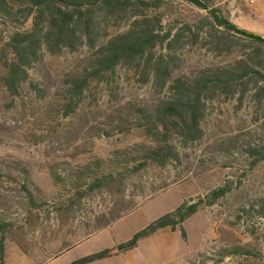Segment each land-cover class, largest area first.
Returning <instances> with one entry per match:
<instances>
[{
    "label": "rangeland",
    "instance_id": "obj_1",
    "mask_svg": "<svg viewBox=\"0 0 264 264\" xmlns=\"http://www.w3.org/2000/svg\"><path fill=\"white\" fill-rule=\"evenodd\" d=\"M216 2L226 4L234 23L264 36V0ZM165 12L177 26L205 14L179 1ZM5 36L0 22V77ZM87 55L86 46L76 52L45 54L30 70L44 96L29 84L11 95L0 81V215L18 221L5 234L2 264H65L74 255L95 252L96 240L101 247L116 246L183 201L200 199L198 211L183 223L185 237L179 229L165 228L142 239L130 257L114 261L264 264V158L258 160L260 156L249 149L264 153L260 127L264 118L254 113L250 98L243 103L238 98L211 103L200 125L202 137L188 142L175 139L177 157L159 165L147 157L153 138L135 116L136 108L151 107L166 96L154 89L152 78L142 81L133 69L119 65L114 74L91 82L79 107L64 114L66 79L76 74ZM177 55L179 71L186 73L208 69L222 59L202 43L187 44ZM7 172L16 178L2 176ZM95 172L111 173L113 179L89 190L92 180L86 174ZM23 180L45 200L33 214L22 205ZM77 180L83 185L79 200ZM218 189L224 194L208 204L207 196ZM105 218L110 226L95 234ZM92 233L84 244L60 256ZM239 245H247L250 253H232Z\"/></svg>",
    "mask_w": 264,
    "mask_h": 264
},
{
    "label": "trees",
    "instance_id": "obj_2",
    "mask_svg": "<svg viewBox=\"0 0 264 264\" xmlns=\"http://www.w3.org/2000/svg\"><path fill=\"white\" fill-rule=\"evenodd\" d=\"M179 1L194 5L205 14L197 20L174 25L167 18L166 9ZM224 6L216 0H0V22L6 29L3 42L0 77L2 85L11 95H17L29 84L40 96L41 89L30 78V70L45 54L60 55L76 52L86 46L89 55L83 59L76 74L66 79L64 114L79 107L91 82L114 74L119 65L133 69L142 81L152 78L158 93H165L151 107H139L135 116L145 133L153 138L147 157L165 165L177 157L173 141L185 142L202 137L200 125L208 107L217 99L229 101L246 97L259 119L264 118V36L234 23ZM123 27L122 30L117 29ZM115 30H110L114 29ZM203 44L218 64L190 73L181 72L177 51L185 45ZM264 129V120L260 122ZM249 146H251L248 143ZM251 154L264 158L257 148ZM2 176L16 178L12 172ZM92 182L89 190L113 179V174L88 173ZM15 181V179H13ZM23 180L28 214L42 208L45 200L37 197ZM77 198L83 197L82 184L76 181ZM224 194L214 191L208 204ZM73 198L69 205L73 206ZM21 202V201H20ZM203 203L183 201L173 210L159 216L133 236L118 243L114 249H104L80 257L69 264H86L137 247L140 240L160 230L179 229L185 237L183 223L196 213ZM39 213L37 212L36 215ZM18 221H7L0 215V264L4 262L5 234ZM239 254L250 253L247 245L234 248Z\"/></svg>",
    "mask_w": 264,
    "mask_h": 264
},
{
    "label": "crops",
    "instance_id": "obj_3",
    "mask_svg": "<svg viewBox=\"0 0 264 264\" xmlns=\"http://www.w3.org/2000/svg\"><path fill=\"white\" fill-rule=\"evenodd\" d=\"M110 224H111L110 221H107V219L105 218L98 229H96V227H95V234H97L99 232L101 233L104 230L106 231V229H108ZM95 234L92 233L91 235H89L85 239L77 242L76 244L69 245L68 248L60 256H62L63 254H66V253H70L72 250H74L75 248L81 246L86 241H88L90 239L89 238L90 236L95 235ZM141 243H142V240H140L138 245H137V247H135L133 249H130V250H127V251H124V252H120V253H116V251L114 250L113 254H111L110 256H108L106 258L99 259V260H95L93 262H89V263H86V264H117L114 261L115 257H126V256L130 257V254L132 255V253H134V251H136V249L138 248L139 245H141ZM97 244H99L98 240L95 241V252H98V251H101V250H104V249H107V248H110V249H114L115 248V245H111V247H101V246H98ZM113 244H115V243H113ZM92 253H94V252H92ZM88 254H91V252H88L86 255H88ZM86 255H84V256H86ZM74 256L70 257L65 264H69V263L73 262L74 260L80 258V257H77V256L74 257ZM81 257H83V256H81ZM132 259H134V261H129L128 264H138L137 262H139V260L137 258H132ZM50 262H52V261H45V262L41 261L40 263L41 264H49ZM8 263L10 264L12 262L9 261V262H7V264Z\"/></svg>",
    "mask_w": 264,
    "mask_h": 264
},
{
    "label": "built area",
    "instance_id": "obj_4",
    "mask_svg": "<svg viewBox=\"0 0 264 264\" xmlns=\"http://www.w3.org/2000/svg\"><path fill=\"white\" fill-rule=\"evenodd\" d=\"M249 1V3H251V4H254L255 2H256V0H248Z\"/></svg>",
    "mask_w": 264,
    "mask_h": 264
}]
</instances>
